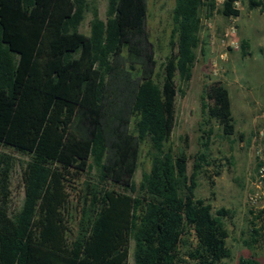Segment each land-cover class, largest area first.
<instances>
[{"label": "trees", "instance_id": "obj_1", "mask_svg": "<svg viewBox=\"0 0 264 264\" xmlns=\"http://www.w3.org/2000/svg\"><path fill=\"white\" fill-rule=\"evenodd\" d=\"M236 2L173 0L158 64L147 0H107L103 19L87 0H0V264H127L130 246L132 264H226L228 210L193 193L205 155L187 173L184 147L166 143L202 45L200 11L236 17ZM200 100L232 135L225 87L209 82ZM141 144L149 166L135 183ZM15 164L23 195L12 208Z\"/></svg>", "mask_w": 264, "mask_h": 264}, {"label": "rangeland", "instance_id": "obj_2", "mask_svg": "<svg viewBox=\"0 0 264 264\" xmlns=\"http://www.w3.org/2000/svg\"><path fill=\"white\" fill-rule=\"evenodd\" d=\"M87 2L103 19L107 0ZM220 2L215 0L216 5ZM172 5L173 0H147L146 4V23L158 64L169 51ZM234 5L239 10L236 17H223L215 11L208 15L204 8L200 11L202 45L196 51L190 79L180 84L183 94L177 92L175 96V121L166 144L174 149L184 147L187 173L196 153L205 155L207 164L204 162L196 175L193 193L212 210H228L222 220L229 256L222 261L239 264L240 258H254L264 264V212H260L264 209V10L249 8L247 0H237ZM90 17L87 11L79 26L81 32H87ZM211 81H219L228 93L234 131L227 138L220 134L216 122L200 111V96ZM207 129L211 132L204 149L200 135ZM146 148L141 144L135 183L149 166ZM19 171L15 164L10 174L12 208L20 205L23 195ZM75 196L72 192L71 197ZM251 227L258 230L253 240ZM242 240H251L250 246ZM131 247L127 264H132Z\"/></svg>", "mask_w": 264, "mask_h": 264}]
</instances>
